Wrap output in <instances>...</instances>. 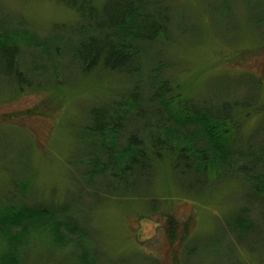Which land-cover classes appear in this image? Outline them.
<instances>
[{"label": "rangeland", "instance_id": "374dc122", "mask_svg": "<svg viewBox=\"0 0 264 264\" xmlns=\"http://www.w3.org/2000/svg\"><path fill=\"white\" fill-rule=\"evenodd\" d=\"M91 1L101 9L107 0ZM141 10L164 14L165 32L141 46L140 72L126 76L101 65L82 71L75 29L83 19L64 2L0 0V32L15 29L27 79L0 77V202L8 196L47 210L62 234L57 241L32 235L21 262L264 264V194L255 190L264 188V0H147ZM98 31L86 20V34ZM150 76L168 80L167 96L181 93L212 106L237 102L231 127L238 129L235 140L228 139L233 169L220 176L211 169L194 182L195 175L180 174L165 153L147 181L132 175L125 189L107 186L108 173L92 175L98 168L93 158L102 164L104 156L82 128L99 115H115L133 84L140 86L145 115L155 108L153 115L166 119L161 105L147 103ZM142 120L127 129L139 128L147 140ZM238 149L253 156L237 155ZM168 214L177 225L172 239Z\"/></svg>", "mask_w": 264, "mask_h": 264}, {"label": "trees", "instance_id": "16d2710c", "mask_svg": "<svg viewBox=\"0 0 264 264\" xmlns=\"http://www.w3.org/2000/svg\"><path fill=\"white\" fill-rule=\"evenodd\" d=\"M57 1L64 2L76 10L83 19V23L76 27L80 29H75L78 35L75 53L82 71L86 73L97 65L110 71L122 72L126 76L140 72L141 46L156 40L165 32L164 14L152 16L141 10L147 0H107L101 9H96L91 0ZM91 19L100 27L98 35L86 34V20ZM14 32L15 29L0 32V77H3L4 81L21 83L27 79L23 75L24 71L19 68L17 56L22 47ZM151 78L150 76L146 83L150 90L147 103L152 104L153 108L156 103L161 105L168 113L165 118L172 119L171 124L163 123V120H166L164 115H153L155 108L150 110L151 115H145L149 112L142 104L140 86L138 83L133 84L131 89L121 94L115 115H99L91 120L92 124L82 128L83 137L89 138L94 147L97 146L98 153L104 156L102 164H99L101 162L98 158H93L98 168L92 175L98 170L103 174L108 173L107 186H122L125 189L128 188L132 175L137 182L147 181L154 163L165 153L171 154L172 165L180 174H194V182H199L200 177L204 180L211 174V169H215V176L233 169L235 150L230 149L228 139L233 137L231 140L234 141L238 129L237 126L231 127L234 123L232 108L237 102L226 100L212 106L207 102L201 104L193 99L184 100L181 93L167 96L170 93L168 80H158L156 76H153V80ZM122 106L131 109L132 114L126 110L123 112ZM142 119L145 120L142 129H147V140L139 135V128H134L131 132L127 129L133 122L141 123ZM147 119L154 121L148 122ZM189 125L194 127L190 128ZM124 131L128 132L125 144L118 145L120 134ZM204 139L207 145L199 146L197 141ZM250 153L249 150L237 151V155L253 156ZM238 169L239 166L235 168L236 171ZM255 190H262L261 193L264 194V188L256 186ZM166 217L168 225L165 230L172 239L177 225L171 215ZM59 225L47 210L13 202L7 196L3 203L0 202V264H22L21 248L34 234L46 233L56 241L61 239Z\"/></svg>", "mask_w": 264, "mask_h": 264}]
</instances>
